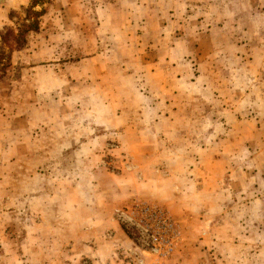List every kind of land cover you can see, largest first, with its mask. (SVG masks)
I'll return each instance as SVG.
<instances>
[{
  "label": "rangeland",
  "instance_id": "rangeland-1",
  "mask_svg": "<svg viewBox=\"0 0 264 264\" xmlns=\"http://www.w3.org/2000/svg\"><path fill=\"white\" fill-rule=\"evenodd\" d=\"M41 4L2 48L0 264H264V0Z\"/></svg>",
  "mask_w": 264,
  "mask_h": 264
},
{
  "label": "trees",
  "instance_id": "trees-1",
  "mask_svg": "<svg viewBox=\"0 0 264 264\" xmlns=\"http://www.w3.org/2000/svg\"><path fill=\"white\" fill-rule=\"evenodd\" d=\"M42 0H33L30 4V6L28 8H26L24 10V22H29L30 19H32V21L29 24H18V28H17V34L14 35L12 30H6L7 32L1 35L0 37V58L3 57L2 54V48L3 45L7 44L9 41V38L11 37V41L15 44V45H21L24 43V38L25 35H27L28 33L31 32H37L38 31V27H39V18L42 16V14L44 13L43 10H40L39 12L34 10V7L39 5L41 6L42 4ZM6 59V58H5ZM8 59V57H7ZM0 61H6L4 60V58H2ZM5 63L2 65L4 66Z\"/></svg>",
  "mask_w": 264,
  "mask_h": 264
},
{
  "label": "crops",
  "instance_id": "crops-1",
  "mask_svg": "<svg viewBox=\"0 0 264 264\" xmlns=\"http://www.w3.org/2000/svg\"><path fill=\"white\" fill-rule=\"evenodd\" d=\"M109 217H110V215H109ZM104 218H108V215H105V217ZM95 221V220H94ZM99 222L98 223H103L104 225V229H106L107 231H109V230H112L111 232H112V235H113V238H112V242H110V244H109V249H110V251L112 252V250L115 248L114 246H116L115 244H117V243H115V239H117V238H120V239H123V233L121 232V230L118 228V225H116L115 223H112L111 221H110V219H108V220H103V219H100V220H98ZM97 223V224H98ZM111 223V224H110ZM109 227H111V228H109ZM106 244V243H105ZM107 245V244H106Z\"/></svg>",
  "mask_w": 264,
  "mask_h": 264
},
{
  "label": "built area",
  "instance_id": "built-area-1",
  "mask_svg": "<svg viewBox=\"0 0 264 264\" xmlns=\"http://www.w3.org/2000/svg\"><path fill=\"white\" fill-rule=\"evenodd\" d=\"M142 211H143V212H144V211H146V212H147L148 210H147V209H143ZM143 214H144V213H143Z\"/></svg>",
  "mask_w": 264,
  "mask_h": 264
}]
</instances>
